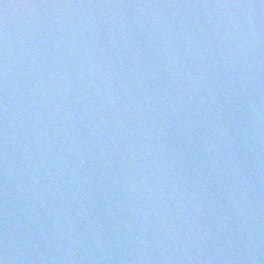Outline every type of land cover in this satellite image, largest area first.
I'll list each match as a JSON object with an SVG mask.
<instances>
[{"label":"water","instance_id":"95a60500","mask_svg":"<svg viewBox=\"0 0 264 264\" xmlns=\"http://www.w3.org/2000/svg\"><path fill=\"white\" fill-rule=\"evenodd\" d=\"M3 264H264V0H0Z\"/></svg>","mask_w":264,"mask_h":264},{"label":"clouds","instance_id":"9594fccd","mask_svg":"<svg viewBox=\"0 0 264 264\" xmlns=\"http://www.w3.org/2000/svg\"><path fill=\"white\" fill-rule=\"evenodd\" d=\"M0 264H3V262H2V261H0Z\"/></svg>","mask_w":264,"mask_h":264}]
</instances>
